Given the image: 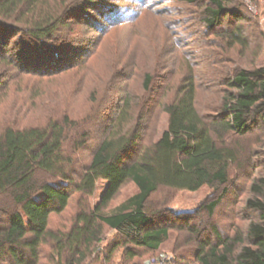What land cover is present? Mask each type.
Here are the masks:
<instances>
[{"label":"rangeland","instance_id":"rangeland-1","mask_svg":"<svg viewBox=\"0 0 264 264\" xmlns=\"http://www.w3.org/2000/svg\"><path fill=\"white\" fill-rule=\"evenodd\" d=\"M66 1L65 6L83 0ZM91 1L97 7L83 11L60 34L68 46L62 62L66 69L22 71L12 58L4 59L16 52L19 37L11 40L9 50L0 49V133L15 124L42 127L69 117L66 148L77 173L67 208L53 212L49 221L50 229L62 232L70 231L77 215L89 213L100 201L105 181L98 183L93 195L77 190L76 183L127 102L130 122H139L142 115L147 118L144 139L125 160L130 164L167 128L163 107L176 98L187 76H196L201 113L214 116L227 76L242 68L264 67V0H229L227 7L233 11L216 29L202 22L203 1ZM234 32L242 34L244 43L231 41ZM82 140L84 146L79 145ZM225 145L237 154L228 183L197 191L161 187L149 199L147 210L154 223L170 227L159 250L126 245L120 233L104 225L102 240L94 244L84 264H157L163 255L171 259L162 264H199V248L205 241L218 240L213 227L221 238L234 236L238 229L245 232L256 218L246 208L254 196L251 186L264 177V128L230 134ZM38 178L60 181L46 173ZM137 192L129 180L103 211L112 212ZM222 194L210 215L205 206ZM128 246L133 253L127 252ZM45 250L49 252V247Z\"/></svg>","mask_w":264,"mask_h":264},{"label":"trees","instance_id":"trees-1","mask_svg":"<svg viewBox=\"0 0 264 264\" xmlns=\"http://www.w3.org/2000/svg\"><path fill=\"white\" fill-rule=\"evenodd\" d=\"M186 1L206 3L202 22L211 29L220 27L233 11L227 7L229 0ZM91 2L65 6L66 0H0V49L9 50L11 40L19 37L16 52L4 59L12 58L22 71L66 69L62 62L68 46L60 34L83 11L97 7ZM231 41L245 39L234 32ZM146 79L148 84L149 75ZM223 84L222 104L211 116L198 108L196 76H187L176 98L163 107L167 128L130 164L125 160L144 139L142 125L147 118L142 115L139 122H130L127 102L76 183L77 190L93 195L98 183L105 181L100 201L89 213H79L68 232L50 229L49 221L53 212L67 208L77 173L66 148L69 117L42 127H6L0 133V264H43L44 260L45 264H84L94 244L102 240L104 225L120 233L126 245L159 250L170 227L154 223L147 210L152 195L161 187L197 191L228 183L237 154L225 145L227 136L264 128V67L239 69ZM40 173L60 181L41 182ZM129 180L138 192L105 213L103 208ZM251 191L254 196L246 208L256 218L245 232L238 229L232 237L221 238L213 227L218 240L205 241L199 248V264H264V177L252 184ZM223 197L205 206L210 215ZM130 247L127 252L133 253Z\"/></svg>","mask_w":264,"mask_h":264},{"label":"built area","instance_id":"built-area-1","mask_svg":"<svg viewBox=\"0 0 264 264\" xmlns=\"http://www.w3.org/2000/svg\"><path fill=\"white\" fill-rule=\"evenodd\" d=\"M165 259L170 260L171 258H167V256L163 255V256L160 258V260H158L157 264H162V263L165 261Z\"/></svg>","mask_w":264,"mask_h":264}]
</instances>
